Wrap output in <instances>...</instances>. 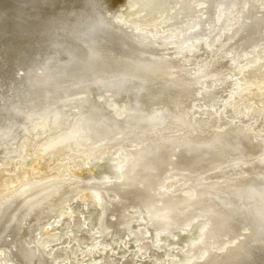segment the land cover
<instances>
[{"label": "bare ground", "instance_id": "obj_1", "mask_svg": "<svg viewBox=\"0 0 264 264\" xmlns=\"http://www.w3.org/2000/svg\"><path fill=\"white\" fill-rule=\"evenodd\" d=\"M193 1L0 0V83L10 89L0 90V264H79L81 248L60 255L45 235L30 243L21 237L32 217L47 218L40 223L47 232L53 224L88 228L87 218L77 219L67 205L75 193L100 207L99 226L87 229L98 238L131 231L139 219L156 232L153 245L145 228L134 231L139 250L128 258L104 255L106 248L94 245L99 239L87 234L95 239L84 251L92 261L150 264L133 261L148 252L161 264L169 252L161 237L189 232L202 220L200 238L184 251L185 264H264V134L258 124L264 4ZM122 9L125 18L118 16ZM174 19L181 23L174 38H151L155 25ZM221 39L210 64L197 60L205 67L198 74L184 68V58L166 53L209 55ZM251 48L259 55L246 64ZM224 61L239 69L235 80L222 78ZM203 78L208 90L199 86ZM229 83L235 96L219 100ZM107 95L122 107L120 116L101 99ZM108 155L116 159L117 179L80 184L83 164ZM33 156L39 163L29 168ZM36 168L44 178L31 181ZM128 206L136 208L133 215Z\"/></svg>", "mask_w": 264, "mask_h": 264}, {"label": "rangeland", "instance_id": "obj_2", "mask_svg": "<svg viewBox=\"0 0 264 264\" xmlns=\"http://www.w3.org/2000/svg\"><path fill=\"white\" fill-rule=\"evenodd\" d=\"M255 4H258V5H262L264 4V0H252ZM195 0L192 2L194 3ZM260 3V4H259ZM237 8H234L233 11L236 12ZM123 10L122 9L120 11V13L118 14V16L120 18H125L126 16L123 14ZM221 13H218V19L219 21L221 22V24L223 23V20H222V17L220 15ZM222 20V21H221ZM134 22H136L135 20H133ZM180 20H171V21H168V23H163L161 25H155L153 28H152V33H149V35L151 36V38H153L155 41L159 40V39H162L164 38L163 40L165 41L166 39H172L174 38L175 35L172 34V31L176 29H179L181 28V23H178ZM232 23V22H231ZM231 23H228L226 24L225 26H223V30H226L228 28V26H230ZM177 26H173V25H176ZM207 25V23H203L201 25V28L202 27H205ZM149 28V27H148ZM200 29V27H199ZM171 34V35H170ZM165 35V37H163ZM180 35H184V33L182 34V32H180ZM181 36V37H182ZM162 37V38H160ZM166 38V39H165ZM193 39V38H192ZM195 41V40H194ZM221 41H223V39L219 40L218 42L216 41L215 45L212 46L210 52H209V55H206L204 54V52L202 50H198L193 53L191 52H185L186 51L185 49H177L175 51H169L167 50L166 53L168 55H175V56H179V57H182L184 58L185 61V66L184 68L190 72H193L195 74H198V72H200V70H204L205 67H199L202 65V63H207V64H210V62L212 60H214V58L217 56V52L220 50L221 48ZM225 42V41H224ZM196 44V43H195ZM195 47H198V46H192L191 50L194 51ZM178 48H181V47H178ZM250 53H252V55H250L247 60H246V64L248 63H252L256 58H258V53H256L252 48L249 49ZM183 52V53H182ZM256 53V54H255ZM236 55L239 57V54L236 53ZM188 58V60H187ZM202 61L201 62H198V61ZM204 60V61H203ZM238 71L239 69L234 65V64H231V62L228 64L226 63L225 61L222 62V66H221V72H222V78L225 79L226 77H232L233 80H235V78H237V74H238ZM26 72V71H24ZM24 72H20V75H23L24 76ZM201 73V72H200ZM22 78V77H21ZM242 78L245 79V77L242 75ZM206 79L207 78H203L201 79L202 81L199 82V86L204 89V90H208L209 88V84L206 82ZM243 82H248L246 80H243ZM6 83V82H5ZM207 85V86H206ZM234 87L233 83H229V85L227 86L226 90L224 91H221V93L219 92V100H226V101H231V99L235 96V89H232ZM246 87V86H245ZM0 90H5L6 92H3V93H7V91H10V89L8 88V86H5L4 85V82L3 83H0ZM234 90V91H233ZM232 91V92H231ZM242 92H240L241 94L242 93H246V90H240ZM226 97V98H225ZM101 99L104 100L106 99L107 100V105L108 107H110L112 110H114L115 114L117 116H120L123 112V109L120 105H118L116 103V100L112 97H109L108 95L105 97H102L101 96ZM201 101V102H200ZM195 103L197 104H201L203 106V108H205V103L203 100H200V99H195L194 100ZM110 103V104H109ZM204 104V105H203ZM215 106L218 108L220 107L221 105H218L217 103H215ZM199 116V115H198ZM202 116V115H200ZM258 124L260 125V128L262 130V133L264 134V111L260 114V119H259V122ZM250 127V128H249ZM249 130L251 133H254L253 131H255V125L254 124H251L249 125ZM42 151H38L37 152V155L38 153H40ZM88 157V156H87ZM72 160V158H69ZM39 159H37V157L33 156L31 157L28 161H26V166L31 168V167H35L36 165H38ZM70 160V161H71ZM87 161V160H86ZM74 164V162H73ZM116 159L114 156L112 155H108V156H104L103 158L101 159H90L86 165L83 164V166L81 167V172H80V178L79 180H81L80 184L84 183L88 186H91V184H95L99 181H102V180H105L107 179V177L111 176L113 178H116L118 177V173H117V167H116ZM74 166V165H73ZM72 166V167H73ZM37 169V168H36ZM34 169L33 170V173H32V180L31 181H36V180H39L40 178H44L41 177V175L43 173L39 172L38 169L36 170ZM36 170V171H35ZM35 172V173H34ZM34 174V175H33ZM37 174V175H36ZM38 177V178H37ZM47 177V176H45ZM93 181V182H92ZM88 182V183H87ZM6 192L7 191H4L5 195H6ZM186 194H192L191 190L188 189L186 190ZM82 195H85V194H82ZM112 197H116V195L114 193H111ZM73 197V195H72ZM85 198V197H84ZM76 199V200H75ZM81 197H78L76 196V193L74 195V197L67 203V205H69L70 207H72V209L75 210V215H77V219L79 218H82L84 217L87 218L88 220V223H89V227L85 228V226L83 227H77V226H70L69 228L71 229V232L69 230V228H60L61 227V224H53L52 226H50V231H45L43 228H44V225L45 224H40V223H43L45 222V220H47V218H42V219H36V218H30L29 222H30V227L28 229H25V231L23 232V234H21V237L25 240H27L29 243L34 240V236H38L39 238L43 239L46 237L47 239H53L54 241L51 242L52 245H54V247L60 252V251H63L64 248H66L67 250L66 253L69 252V250L72 248V247H75L76 249L78 248H81L79 251H78V254H77V257H79L80 259H82V261L79 263V264H83L82 262L86 261V263L84 264H105L104 262L105 261V258H103L101 261L100 260L98 262L96 261H92L91 260V257L88 255H85L84 251H85V248L88 247V244L91 245L92 243H94L95 241V234L94 235V238L90 239L89 240V237H87V234L91 237L93 236L92 235V232H88V230H95L98 226H99V220L101 218V209L100 207H97V206H92V205H87V204H84V200ZM82 201V203H81ZM71 203V204H70ZM84 205H86V207L84 208ZM85 210V211H84ZM127 212L131 215H133L135 212L134 210H136V208H133V206H128L126 208ZM130 210V211H129ZM52 217L51 218H48V219H51L52 221L55 220V217L57 216L56 213H52L51 214ZM79 216V217H78ZM64 217V216H63ZM66 217V216H65ZM64 217V218H65ZM68 220H71L73 222L74 219H76L75 217H66ZM84 219H80V220H84ZM142 221L139 219L138 220H135L133 221L132 225H131V231H126L124 229H120L118 233H116V235L113 233L110 235H107L106 237V240H105V237H101L99 235L100 238L99 239V243L100 244H94L95 246H98V245H101V247L103 248H106L105 251H102L103 254L105 255L107 252H111L112 254L118 256V257H121V258H128V257H131L132 254L135 253V251H138V247H137V244H138V240L135 238V234L133 233L134 231H137L139 232L141 229H146L145 231H147L148 233L147 234V240L151 243V244H155L156 243V232H155V229H153L150 225L148 224H140ZM55 223V222H53ZM147 223V222H146ZM204 222L202 220L198 221L196 224H194L192 226V228L189 230V232H183L181 230L177 231L174 233V236H162L161 239L163 241V243L165 244L166 247H168L169 249V252H168V255L166 258L162 259L161 261V264H185L187 261H188V256L185 254L184 251L187 250L189 244L193 243L194 241L198 240L202 234V231H201V227L203 226ZM69 226V224H68ZM67 227V226H65ZM85 228V229H84ZM88 229V230H87ZM54 233H52V232ZM69 231V232H68ZM83 231V232H82ZM68 232V233H67ZM94 232V231H93ZM131 234H130V233ZM59 233H62L65 235V237L63 238H59ZM73 233V235H72ZM91 233V234H90ZM143 235H146L144 234L143 232H141ZM67 234H69L70 236H68ZM77 236V239H74L75 235ZM83 234V235H82ZM45 235V237H44ZM49 237H48V236ZM66 235H67V238H66ZM81 235V236H80ZM52 236V237H51ZM71 236H74L71 238ZM34 237V238H33ZM112 237V238H110ZM114 237V238H113ZM79 238V239H78ZM84 238V239H82ZM86 238V239H85ZM87 238L89 241H87ZM70 239H73L70 240ZM97 239V240H98ZM103 239V240H102ZM108 239V240H107ZM110 239V240H109ZM113 239V240H112ZM76 243H75V241ZM96 240V241H97ZM102 240V242L100 241ZM64 241V242H63ZM68 241V242H67ZM70 241V242H69ZM107 241V242H106ZM63 242V243H62ZM67 242V243H66ZM90 242V243H89ZM92 242V243H91ZM70 243V245H69ZM68 244V246H66ZM73 244V245H72ZM75 244V245H74ZM113 244V246H112ZM226 245V243L222 244L219 246V248H223L224 246ZM66 246V247H65ZM81 246V247H80ZM84 246V247H83ZM86 246V247H85ZM106 246V247H104ZM115 246V247H114ZM7 248V246H5ZM111 247H114L115 250H110ZM1 248V247H0ZM6 248H2L3 250H6ZM151 248H155L153 246H151ZM107 251V252H106ZM58 252V253H59ZM64 252V251H63ZM63 252H60L59 254L62 255ZM98 252L102 253L101 250H98ZM98 252H94L98 254ZM84 253V254H83ZM110 253V254H111ZM132 253V254H131ZM144 253V251H143ZM82 256H81V255ZM96 254V255H97ZM101 254V255H103ZM131 254V255H129ZM148 252L146 254H140L139 256H136V259H135V255L133 256L134 257V263H136L138 260L140 261H146V260H149L151 263L150 264H159V263H156L155 260H152L151 258H148ZM203 254V252H202ZM100 255V254H98ZM97 255V256H98ZM108 255V254H106ZM1 257H4V255L0 254V260L2 261V258ZM77 258V259H79ZM88 258V259H87ZM148 258V259H147ZM76 259V261H77ZM137 260V261H136ZM94 262V263H93ZM96 262V263H95ZM56 264V263H55Z\"/></svg>", "mask_w": 264, "mask_h": 264}]
</instances>
